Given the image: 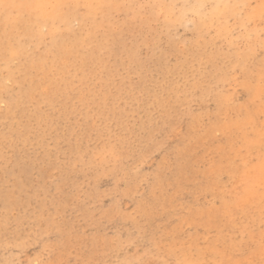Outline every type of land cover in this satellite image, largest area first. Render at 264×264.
<instances>
[{
  "label": "rangeland",
  "instance_id": "obj_1",
  "mask_svg": "<svg viewBox=\"0 0 264 264\" xmlns=\"http://www.w3.org/2000/svg\"><path fill=\"white\" fill-rule=\"evenodd\" d=\"M0 264H264V0H0Z\"/></svg>",
  "mask_w": 264,
  "mask_h": 264
}]
</instances>
